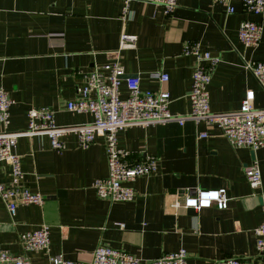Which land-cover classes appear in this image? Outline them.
<instances>
[{
  "label": "crops",
  "instance_id": "1",
  "mask_svg": "<svg viewBox=\"0 0 264 264\" xmlns=\"http://www.w3.org/2000/svg\"><path fill=\"white\" fill-rule=\"evenodd\" d=\"M227 13L212 0H178L170 14L151 3L131 1L123 17V0H0V87L11 98L9 122L0 130L23 132L28 111L55 110L58 125L92 120L90 113L67 111L79 97L84 75L118 59L124 77L138 76L141 89L169 92V109L189 112L192 55L184 44L199 43L220 61L207 86L211 111L240 107L248 89L254 105L264 107V90L245 64L264 60V11L247 15L240 0ZM244 18L262 25L260 43L246 48L238 38ZM136 35L135 46L119 48L121 33ZM168 75L161 82L158 73ZM120 96H127L125 83ZM206 132L205 137L199 133ZM120 148L157 157L156 171L131 182L132 201L100 198L95 178L108 174L104 138L80 147L73 132L62 136L65 148L50 146L44 133L20 134L13 147L21 157V184L45 196L42 205L19 204L11 214L0 200V246L25 255L32 264H48L49 256L89 259L99 245L127 251L143 260L184 248L185 264H214L225 256L252 258L254 229L262 221L259 191H264V147H232L215 124L186 119L130 125L116 133ZM256 162L261 184L252 189L244 167ZM12 181L11 168L0 162V182ZM225 188L228 206L175 207L176 200L197 189ZM49 225L48 251L24 250L20 234ZM119 224H122L120 226Z\"/></svg>",
  "mask_w": 264,
  "mask_h": 264
},
{
  "label": "built area",
  "instance_id": "2",
  "mask_svg": "<svg viewBox=\"0 0 264 264\" xmlns=\"http://www.w3.org/2000/svg\"><path fill=\"white\" fill-rule=\"evenodd\" d=\"M134 0H123L122 15L130 16L128 4ZM161 6L164 13L170 14L178 0H135ZM223 3L227 13L235 11L231 4L233 0H212ZM242 10L247 15L261 16L264 11V0H240ZM262 25L258 20L244 18L238 27V38L246 48L259 45ZM136 35L121 33L119 48L135 46ZM182 52L192 55L194 64L191 72V87L188 92L190 103L189 112L177 115L170 111L169 92L160 90L141 89L138 76L124 77L125 71L118 59L112 60L84 75V85L79 97L65 103L67 111L74 113H90V122L77 125H58L55 121V110L43 106L31 108L28 111V128L23 132L0 130V162L7 163L11 168L12 181L0 182V200L8 211L13 214L19 204L42 205L45 196L37 191H31L21 184L23 176L21 157L14 152L13 147L20 134L31 135L44 133L50 141V146L61 151L65 148L62 136L73 132L76 134L80 147H88L97 136L104 138L107 155L108 174L95 178L92 188L100 198L111 201H132L135 197L131 182L137 177L150 175L156 171L157 157L145 151L131 153L120 148L116 133L119 129L130 125H147L175 121L183 124L186 119L206 124L217 125L223 136L232 147H247L252 150L264 147V107L254 105V91L245 92L240 107L234 111L214 112L209 105L208 84L212 72L220 58L213 56L208 50H201L199 43L184 44ZM259 85L264 90V60H252L245 64ZM161 82L168 80L164 72L158 73ZM122 81L127 89V96H120ZM12 100L8 93L0 87V124L6 126L9 122V106ZM206 132L199 133L205 137ZM244 173L249 186L257 189L261 184V172L254 161L244 167ZM262 221L254 229L256 236V254L252 258L225 256L216 259L214 264H264V191H259ZM229 197L225 188L197 189L188 193L182 200H176L175 207L206 208L215 206L225 209ZM122 226V224H119ZM49 225L42 223L39 227L20 234L24 250L48 251ZM186 251L184 248L159 257L143 260L127 251L116 249L105 244H99L91 253L89 259H67L61 254L49 256L48 264H185ZM0 264H32L25 255H13L0 246Z\"/></svg>",
  "mask_w": 264,
  "mask_h": 264
}]
</instances>
